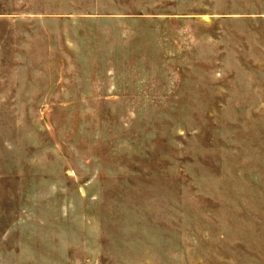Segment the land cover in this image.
<instances>
[{
    "label": "rangeland",
    "instance_id": "obj_1",
    "mask_svg": "<svg viewBox=\"0 0 264 264\" xmlns=\"http://www.w3.org/2000/svg\"><path fill=\"white\" fill-rule=\"evenodd\" d=\"M258 7L0 0V264H264Z\"/></svg>",
    "mask_w": 264,
    "mask_h": 264
},
{
    "label": "crops",
    "instance_id": "obj_2",
    "mask_svg": "<svg viewBox=\"0 0 264 264\" xmlns=\"http://www.w3.org/2000/svg\"><path fill=\"white\" fill-rule=\"evenodd\" d=\"M247 18H257L259 21L258 27H253V31L259 33L257 36V44H255V49L257 48L258 55L264 56V8L263 7H258L256 11L252 13L247 14Z\"/></svg>",
    "mask_w": 264,
    "mask_h": 264
}]
</instances>
